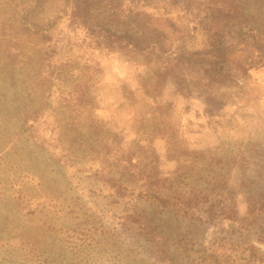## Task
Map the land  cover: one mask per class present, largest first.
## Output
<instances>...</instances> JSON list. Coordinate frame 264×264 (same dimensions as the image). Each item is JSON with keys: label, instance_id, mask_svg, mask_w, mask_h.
<instances>
[{"label": "rangeland", "instance_id": "obj_1", "mask_svg": "<svg viewBox=\"0 0 264 264\" xmlns=\"http://www.w3.org/2000/svg\"><path fill=\"white\" fill-rule=\"evenodd\" d=\"M178 2L0 0V264H264V202L249 205L251 195L264 192V180L254 176L257 144L264 148V0ZM26 25L50 28L52 35L40 39ZM140 28L150 31V48L165 50L134 55L132 45L112 48L91 41L98 31L133 38ZM240 29L245 33L238 34ZM217 47L242 50L249 60L246 70L228 68L214 57L203 65L202 53ZM183 53L182 68L193 74L188 80L198 74L216 80L207 91L192 86L190 92L171 77L161 93L159 100L173 102L187 146L217 150L223 161L241 159L240 150L246 158L244 150L256 155L245 171L250 180L231 164L222 204L207 203L182 217L161 210L162 196L118 195L100 175L64 167L22 130L17 110L38 104L31 101L33 74L39 63L49 68L52 62L65 76L91 78L99 119L127 147L145 137L141 126L152 116L154 100L141 81L157 74L164 60L172 71ZM180 74L186 73L180 69ZM153 146L161 170L169 174L176 161L167 158L165 140L159 136ZM20 189L36 198L14 197Z\"/></svg>", "mask_w": 264, "mask_h": 264}, {"label": "trees", "instance_id": "obj_2", "mask_svg": "<svg viewBox=\"0 0 264 264\" xmlns=\"http://www.w3.org/2000/svg\"><path fill=\"white\" fill-rule=\"evenodd\" d=\"M178 3V0H169L168 4L178 5ZM234 10L238 11L236 8ZM26 28L31 34L43 40L52 35L50 28L47 27L26 25ZM139 31L140 34H138ZM148 33L150 31L147 28H140L132 38L109 31H105L104 34L98 31L92 36L91 41L99 46L112 48H115L113 45L116 43L132 45L134 55L145 54L147 51L152 54L153 50L159 49L165 50L164 45H153L156 48H150L152 40L150 41ZM241 33L245 31L238 30V34L242 35ZM183 57L185 53L175 58L177 60L175 68H172L173 74H170L172 71L169 68V61L164 60L159 64L157 74L147 76L141 81L145 94L154 100L152 116L150 121H145L141 126L143 129L141 132L145 137L140 136L135 143L132 142L127 147L123 146L119 135L106 128L99 119L91 78L86 74L84 78L65 76L62 74L63 68L53 65L52 62L47 64L49 68L39 63L40 68L36 70V74H33L34 91L30 95L32 103L35 104L38 101V104H27L17 110L22 130L27 132L39 147L50 151L53 158L56 155L64 167L71 166L78 172L87 171L90 174L100 175L102 182L109 185L118 195L130 192L135 197L145 199L162 196L164 199L161 202V210H172L182 217L198 213L200 206L207 203L222 204L226 200L224 195L228 194L231 182V164L236 163L244 169L241 175L244 181L250 180L249 174L245 171L248 169V160L256 155L244 150L243 154L246 153L248 157L246 158L240 150L238 155L241 159L223 161V159L219 160L217 150H192L187 146L172 113L173 102L159 100L161 93L167 82L172 79L171 77L180 82L183 90L190 92L195 91L192 86L207 91L206 89L212 87L216 80L207 74L203 76L198 74L194 76V79L188 80L187 75L193 76V74H189L185 68H182ZM200 57L199 60L203 65L207 64L206 58L214 57L222 65L237 68L239 72L245 71V66L249 63L248 58H242V50L238 51L234 47L209 49ZM180 69L186 74L182 76ZM213 74H216V71ZM221 95L226 96L225 93ZM209 96L213 99L211 94ZM214 97L218 99L216 95ZM159 136L166 142L167 158L176 161L175 169L167 175L160 168L161 158L153 146L154 139ZM257 148L259 150L257 149L256 152L260 153V162L255 164L254 176L257 180H264V148L259 144ZM40 178L47 180L42 176ZM141 181L147 183L146 188L138 187ZM13 195L14 197L17 195V198L28 197L29 200L36 198L24 189L14 191ZM211 196L216 199L215 202H211ZM217 196L221 197V200ZM249 199L250 206L255 207L258 204L261 206L264 202V192L256 196L251 195ZM128 215L133 217L132 213ZM210 216L212 217L210 219H213L216 213L211 211ZM143 233L146 234L144 231Z\"/></svg>", "mask_w": 264, "mask_h": 264}]
</instances>
